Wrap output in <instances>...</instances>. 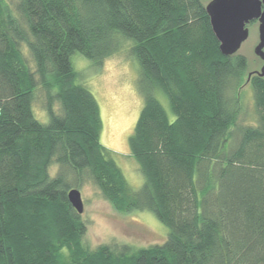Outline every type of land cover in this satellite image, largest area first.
I'll use <instances>...</instances> for the list:
<instances>
[{"label":"trees","instance_id":"obj_1","mask_svg":"<svg viewBox=\"0 0 264 264\" xmlns=\"http://www.w3.org/2000/svg\"><path fill=\"white\" fill-rule=\"evenodd\" d=\"M16 10L0 0V264H264V77L221 52L203 0H18ZM119 33L140 64L144 106L129 138L139 189L101 142L99 103L71 61L78 51L100 67ZM246 84L257 124L230 143ZM86 180L119 212L153 211L166 240L88 248L68 199Z\"/></svg>","mask_w":264,"mask_h":264},{"label":"rangeland","instance_id":"obj_2","mask_svg":"<svg viewBox=\"0 0 264 264\" xmlns=\"http://www.w3.org/2000/svg\"><path fill=\"white\" fill-rule=\"evenodd\" d=\"M209 1L203 0L205 4ZM17 2L18 0H7L14 14L18 16ZM248 27L250 37L238 52L248 59L247 71L260 70L262 60L254 52V47L259 41V22L253 21ZM118 38L121 45L119 51L107 58L100 67L78 51L71 55V61L78 72V82L85 85L99 103L103 121L101 142L113 150L112 157L122 169L127 182L133 189H139L145 177L138 161L130 153L129 138L144 106V97L138 87L140 64L136 55L131 51L134 40L120 33ZM21 49L33 69L35 63L27 44L23 43ZM156 97L171 119H174L166 94L161 89H157ZM241 106L239 120L233 129L234 137L230 143H235L240 126L257 124L254 93L249 84L243 88ZM34 111L40 121L48 123L49 117L42 108V94L40 93L34 102ZM57 169L58 166L53 165L51 173L54 175ZM77 188L80 189L84 201V211L81 216L87 224V231L83 241L88 248L95 249L101 244L116 247L122 244L145 247L163 243L166 240L169 228L153 211L134 209L127 214L119 212L91 180H86L81 187Z\"/></svg>","mask_w":264,"mask_h":264},{"label":"water","instance_id":"obj_3","mask_svg":"<svg viewBox=\"0 0 264 264\" xmlns=\"http://www.w3.org/2000/svg\"><path fill=\"white\" fill-rule=\"evenodd\" d=\"M212 29L220 42V50L225 55L241 54L238 51L250 37L249 25L259 22V41L254 47L255 54L262 60L260 70L249 71L264 77V0H210L205 4ZM244 55V54H243ZM71 205L80 214L84 211V201L79 188L68 191Z\"/></svg>","mask_w":264,"mask_h":264}]
</instances>
